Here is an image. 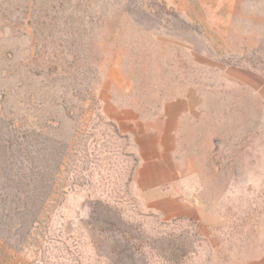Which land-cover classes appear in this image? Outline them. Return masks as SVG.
Here are the masks:
<instances>
[{
  "label": "rangeland",
  "instance_id": "rangeland-1",
  "mask_svg": "<svg viewBox=\"0 0 264 264\" xmlns=\"http://www.w3.org/2000/svg\"><path fill=\"white\" fill-rule=\"evenodd\" d=\"M264 257V0H0V264Z\"/></svg>",
  "mask_w": 264,
  "mask_h": 264
},
{
  "label": "crops",
  "instance_id": "crops-1",
  "mask_svg": "<svg viewBox=\"0 0 264 264\" xmlns=\"http://www.w3.org/2000/svg\"><path fill=\"white\" fill-rule=\"evenodd\" d=\"M250 264H264V257H261L259 260L253 261Z\"/></svg>",
  "mask_w": 264,
  "mask_h": 264
}]
</instances>
